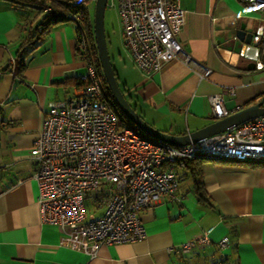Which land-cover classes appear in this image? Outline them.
I'll return each instance as SVG.
<instances>
[{
  "label": "crops",
  "instance_id": "0c3cea01",
  "mask_svg": "<svg viewBox=\"0 0 264 264\" xmlns=\"http://www.w3.org/2000/svg\"><path fill=\"white\" fill-rule=\"evenodd\" d=\"M94 1L78 6L91 22ZM180 1L188 20L179 39L193 62L175 58L146 74L124 44L116 4L118 22L105 28L112 64L130 104L149 124L174 135L216 121L209 97L225 88L235 90L225 98L228 115L264 95V71L257 70L246 40L237 34L244 29L254 36L263 12L246 0ZM48 11L0 0V264H264V162L205 157L199 166L203 199L192 170L177 165L176 197L166 196L140 212L147 230L143 240L104 243L94 256L61 244L63 228L42 220L38 163L31 149L49 102L73 99L88 66L78 48L77 21L46 23ZM31 35L39 40L19 72L17 54ZM95 205L98 214L90 219L105 211L104 204ZM201 233L211 242L183 253V243ZM225 237L229 242L221 247Z\"/></svg>",
  "mask_w": 264,
  "mask_h": 264
},
{
  "label": "built area",
  "instance_id": "2783aa9c",
  "mask_svg": "<svg viewBox=\"0 0 264 264\" xmlns=\"http://www.w3.org/2000/svg\"><path fill=\"white\" fill-rule=\"evenodd\" d=\"M86 0H75L74 5ZM264 14V0H246ZM124 44L146 73L175 58L190 63L193 56L179 39L188 20L180 0H117ZM79 22L78 48L88 73L71 100H51L44 113L31 155L38 166V203L43 222L63 228L61 244L94 256L106 244L135 242L147 236L141 210L166 196L176 197L177 165L197 157L264 162V115L248 119L189 144L174 145L147 136L129 123L106 88L99 72L89 32ZM81 25V26H80ZM264 71V16L253 36ZM207 69L205 74H209ZM232 87L210 95L217 119L228 115L225 98ZM86 200L104 204L100 217L86 218ZM211 242L206 233L183 243L189 253ZM229 238L220 240L226 246Z\"/></svg>",
  "mask_w": 264,
  "mask_h": 264
},
{
  "label": "water",
  "instance_id": "95a60500",
  "mask_svg": "<svg viewBox=\"0 0 264 264\" xmlns=\"http://www.w3.org/2000/svg\"><path fill=\"white\" fill-rule=\"evenodd\" d=\"M109 0H96L95 13H94V35L96 45L98 49V57L100 60L103 74L106 78L108 86L114 96L119 107L130 119L134 126L143 131L149 136L163 140L167 143L174 145L189 144L197 141L202 137L210 136L222 131H226L240 123L251 119L253 117L264 115V95L262 98L254 104H251L245 108L238 110L225 117L219 118L216 121L185 135H174L159 130L144 120L140 114L130 104L128 98L123 92L116 75L115 69L112 64V60L108 48V40L105 30V10ZM241 39H245L247 42V51L251 53L250 57L256 60L259 56V50L256 43L252 41L253 34L247 33L244 29H240L237 32ZM264 57V54H263Z\"/></svg>",
  "mask_w": 264,
  "mask_h": 264
},
{
  "label": "trees",
  "instance_id": "16d2710c",
  "mask_svg": "<svg viewBox=\"0 0 264 264\" xmlns=\"http://www.w3.org/2000/svg\"><path fill=\"white\" fill-rule=\"evenodd\" d=\"M12 1L14 4L18 5V6H30V7H35L37 9H39L40 11H42L43 9H46L47 7H49V11L47 12V14L44 16L43 21H45L46 23L49 24H56L60 21H63L69 17L73 18V13L75 12H82V18H81V24L86 26L88 31H89V35L91 38V42H92V47H93V51L97 60V66L99 68V72L101 73L102 77H103V82L106 86V88L108 89L109 94L113 97L114 96L108 86V83L106 81V78L103 74V70L101 68V64H100V60L98 57V49H97V45L95 42V37H94V22H91L89 20V17L87 16V14L78 6L80 5H74V1L75 0H10ZM76 21V20H75ZM94 21V20H93ZM78 24V28H79V22L77 21ZM81 26V25H80ZM39 37H37L36 35H31L29 37H27L26 39H24V41L22 42L19 52L17 54V58H16V62H17V67L19 72H21L26 65L25 62V55L30 52L38 43ZM80 54L82 55V53L80 52ZM83 83V82H82ZM82 83H80L79 85H82ZM115 100V99H114ZM116 102V100H115ZM117 104V102H116ZM117 106L119 107V105L117 104ZM120 111L122 112V114L125 116V119L133 124L132 122H130V119L125 115V113L122 111V109L119 107ZM205 159V157H197L194 159H190L186 162L187 167H189L192 170V174L194 177V181H195V187L197 190V193L199 195L200 199L204 198V194L202 193V186H203V182L202 180H200V164L201 162Z\"/></svg>",
  "mask_w": 264,
  "mask_h": 264
},
{
  "label": "rangeland",
  "instance_id": "374dc122",
  "mask_svg": "<svg viewBox=\"0 0 264 264\" xmlns=\"http://www.w3.org/2000/svg\"><path fill=\"white\" fill-rule=\"evenodd\" d=\"M117 0H109L108 5L105 10V28L107 31L109 30L112 25L116 24L118 22V12H117V6L115 5ZM96 0L91 3L90 7L95 9ZM87 208V218L90 219L92 216V213L98 214V208L97 205H95V202L87 200L86 203ZM104 210V209H103Z\"/></svg>",
  "mask_w": 264,
  "mask_h": 264
},
{
  "label": "bare ground",
  "instance_id": "6f19581e",
  "mask_svg": "<svg viewBox=\"0 0 264 264\" xmlns=\"http://www.w3.org/2000/svg\"><path fill=\"white\" fill-rule=\"evenodd\" d=\"M213 158V157H212Z\"/></svg>",
  "mask_w": 264,
  "mask_h": 264
}]
</instances>
